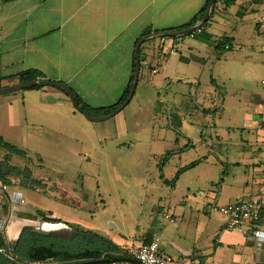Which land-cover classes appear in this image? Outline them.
<instances>
[{
	"label": "crops",
	"instance_id": "crops-1",
	"mask_svg": "<svg viewBox=\"0 0 264 264\" xmlns=\"http://www.w3.org/2000/svg\"><path fill=\"white\" fill-rule=\"evenodd\" d=\"M206 1L0 0V89L19 84L20 73L35 70L42 75L39 80L63 84L91 109L112 106L120 99L132 76L134 51L144 31H174L189 23ZM231 6L224 7L218 3L206 25L208 30L228 26L226 23L231 21L235 26L220 38L212 39L213 35H209L206 25H203L202 32L194 37L201 36L202 42L193 44L198 49V55L189 52L178 57L180 47L186 45L184 41L180 43L181 38L163 37L143 42L139 47L140 54L138 51V82L142 70L146 73L145 78L150 73L160 75L152 84L159 88L163 80L176 75L184 76L185 64L194 63L204 69L207 56L231 51L234 44H240L238 31L250 20L254 22L255 30H264V0H234ZM235 6L237 9L231 14L229 9L234 10ZM223 39L229 40L226 44L229 48L225 49V45L221 50H216L217 44ZM173 45L177 46V53L169 55ZM171 67L175 69L172 71ZM197 84L194 83L195 86ZM135 94L136 90L132 98ZM261 104L262 101L251 104L252 113L249 114L247 110L246 127L242 128L243 131H255L257 134L242 138L241 145L228 146L222 144L223 140L219 142L221 137L216 136V144L226 152L224 157L227 158L224 159L218 152L220 157L214 155L219 164L212 163L211 176L202 179L203 191L199 202L193 198L194 208L178 211L164 205L155 208V213L165 209L171 217L169 221L174 228L169 230V235L166 232L163 234L166 229H159L155 221L129 236L117 228L114 233L105 229L86 230L80 223L66 217L67 205L77 208L82 206L78 199L74 198L73 205L67 200L58 199L56 205L66 209V215H63L41 203L30 201L29 196L24 199L22 193L12 192L10 185L0 181V185L6 186L5 191L0 187V199L5 198V203L0 206L3 208L0 248L5 246L9 249L19 239L24 228H31L38 239L42 238L41 244L62 243L74 252L76 248L72 243V235L74 229H78L104 236L129 254L145 242L158 239L159 253L173 259L165 253V246L160 244L167 235L165 240L179 260H201L202 264H261V255L256 249L264 248V214L254 227L244 225L239 231H229L224 218L220 215L212 218L205 210L209 203L226 205L264 193V136L259 134L263 132L261 127L264 128V112H261L264 109ZM118 135L114 118L100 122L87 121L75 110L67 96L56 88L26 89L0 96V138L27 153L26 158L18 157V161L30 159L29 151L35 152L41 162L38 155L43 154L42 150L49 151L57 158L77 154L82 156L81 152L89 150L92 140L101 143ZM36 144H41V147H36ZM236 153L240 159H234ZM166 154L175 153L171 151ZM13 157L17 156L7 154V164L16 167L11 163ZM82 159L85 160V157ZM201 160L200 165L207 167L208 159ZM42 167L41 163L34 169ZM204 171L207 172V168ZM38 177L34 178L33 173L26 170L20 171L15 178H20L27 189L33 184L38 192L49 189L53 193L63 191L66 198L74 197L71 187L64 184L63 187L57 184L48 187L44 179ZM27 182H30L29 185ZM36 212H40V215ZM26 217L34 220L25 221ZM41 217L59 220L60 223L42 221ZM175 217L180 221L176 223ZM252 229L260 232L259 237L251 234ZM11 256V260L5 258L13 264H39L46 261L64 264L54 259L31 262ZM7 260L0 258V264H9Z\"/></svg>",
	"mask_w": 264,
	"mask_h": 264
},
{
	"label": "rangeland",
	"instance_id": "rangeland-1",
	"mask_svg": "<svg viewBox=\"0 0 264 264\" xmlns=\"http://www.w3.org/2000/svg\"><path fill=\"white\" fill-rule=\"evenodd\" d=\"M236 9L237 6L229 12L232 14ZM226 25L212 30H208L206 25V30L213 35L212 39L220 38L235 23L231 21ZM254 26L250 20L238 29L240 44H234L231 51L207 56L204 69L194 63L185 64L184 76L163 80L159 88L152 84L160 75L150 73L145 78L146 73L142 70L133 100L112 117L118 126L117 138L101 143L92 140L89 150L81 152L82 156L57 158L42 150L43 154L38 155L42 162L32 151L28 152L30 159L18 161V157L12 158L11 163L21 173L28 170L34 178L40 176L48 187L53 184L71 187L72 199L66 198L63 191H35L33 184L29 189L24 188L20 178L9 179L10 190L22 193L24 199L29 196L30 201L63 215H66V209L56 205L58 199L67 200L72 205L74 198L78 199L82 206L67 205L66 217L80 223L86 230L105 229L114 233L117 228L129 236L155 221L159 229H166L163 234L169 235V230L174 228L173 223L154 210L163 205L176 211L195 207L192 201L193 198L200 200L202 179L211 176L212 163L219 164L214 155L220 157L218 153H221L226 156V152L217 146L216 136L221 137L219 142L223 140L222 144L228 146L241 145L242 138L256 133L242 129L246 127L247 110L252 113L251 104L264 103V30H255ZM199 37L181 38L180 43L184 41L186 45L180 47L181 52L177 56L189 52L198 55L193 44L202 42ZM211 51H214V45ZM171 69L173 71L175 67ZM194 83L198 84L195 86ZM261 128L263 132L259 134L262 137L264 128ZM36 147H41V144H36ZM171 151L175 154H170L165 160V153ZM235 155L234 159H240L238 153ZM6 157L7 152L0 149V161ZM203 158L208 159L207 167L199 163L192 170L180 174L171 186L180 169ZM41 163L42 168L34 169ZM4 203L5 198H2L0 206ZM2 210L0 207V221ZM209 215L214 218L218 214L211 212ZM175 218L176 223L180 221ZM165 237L160 243L165 246V253L179 260Z\"/></svg>",
	"mask_w": 264,
	"mask_h": 264
},
{
	"label": "trees",
	"instance_id": "trees-1",
	"mask_svg": "<svg viewBox=\"0 0 264 264\" xmlns=\"http://www.w3.org/2000/svg\"><path fill=\"white\" fill-rule=\"evenodd\" d=\"M209 2L210 0H207L205 2L204 6L200 9V11L195 15V17L189 23L170 32H179L195 26L198 22H200L203 19L205 12L207 11ZM220 2H223L224 7H229L234 3V0H216L212 8V13L214 11L215 6ZM208 21L204 25H206ZM149 34H152V32L150 30H145L142 36L138 39V41L142 37L147 36ZM227 42H229V40L223 39L217 44L215 49L221 50L227 44ZM139 54H140V50H139ZM134 72H135V59L133 60L132 76L130 77L129 83L125 88L120 99L112 106L106 108L91 109L88 106H86L75 94H73L77 105L80 106L81 109L86 114H88L93 118H102L111 114L126 100L127 96L129 95L130 88L134 78ZM38 79H42V75L40 72H37L35 70H26L18 75L19 83L31 81V80H38ZM30 89L39 90L41 88L35 87ZM0 149L6 151L8 156L14 155L21 158L27 157L26 152L21 151L16 147L4 142L1 138H0ZM169 155L170 154H166L164 159L166 160ZM199 162L200 161L193 162L188 166L180 169L176 175V178L171 182V186H174V183L178 179L180 174L190 169H193L199 164ZM19 173H20L19 168L12 167L7 164V158H5L3 161H0V181L4 185H10L9 178L10 177L15 178L19 175ZM164 183L167 182L164 181ZM41 219L42 221L60 223L59 220H52L46 217H41ZM68 227L71 228L72 226L68 225ZM41 243H42V238L38 239L36 237V234L32 231L31 228H24L20 234L19 239L16 241L14 245L9 247V249L6 248L5 246L4 248H0V249H3L6 253H11L17 259L31 261V262L54 259V260L62 261L64 263H72L75 260H86L87 263H89V262H95L101 260H108V262H110L114 258L117 259L131 258L128 252L120 249L111 240L92 231H82V230L74 229L72 235V243L76 248V251L74 252L68 250L65 247V245H63L62 243L49 242L47 245H43ZM147 243H150V241H147L144 244ZM0 258L3 260H7L1 254H0ZM8 262L9 264H13V262L10 261ZM199 264H202L201 260L199 261Z\"/></svg>",
	"mask_w": 264,
	"mask_h": 264
},
{
	"label": "built area",
	"instance_id": "built-area-1",
	"mask_svg": "<svg viewBox=\"0 0 264 264\" xmlns=\"http://www.w3.org/2000/svg\"><path fill=\"white\" fill-rule=\"evenodd\" d=\"M223 5V2H220ZM201 28L197 29L193 33L189 34L190 38H194L196 35L200 34ZM228 45L225 49H228ZM177 53V46L173 45L169 51V55H175ZM264 84V82H263ZM264 109V103L262 104ZM264 124V115H263ZM1 190L5 191L6 186L0 185ZM207 213L215 212L226 220V229L229 231H239L244 225H249L254 227L261 219L264 214V193L259 194L250 199H241L233 203L226 205H218L214 203H209L205 206ZM160 214L164 216L166 220H171V217L166 213L165 209L160 210ZM251 234L254 237H259L260 232L257 230H251ZM158 239H154L150 243L142 244L137 249L130 252L131 259L136 260L140 264H199L197 260L194 261H183L174 260L159 253ZM0 254L11 260L12 256L6 253L3 249H0ZM39 264H57L52 261L40 262ZM64 264H94L93 262L87 263L86 260H77L72 263ZM105 264H130L119 261H110Z\"/></svg>",
	"mask_w": 264,
	"mask_h": 264
},
{
	"label": "water",
	"instance_id": "water-1",
	"mask_svg": "<svg viewBox=\"0 0 264 264\" xmlns=\"http://www.w3.org/2000/svg\"><path fill=\"white\" fill-rule=\"evenodd\" d=\"M216 0H210L209 4H208V8L207 11L205 12V15L202 19V21L197 24L196 26L189 28L187 30H182L179 32H159V33H152L149 34L147 36L142 37L136 45L135 51H134V59H135V72H134V78H133V82L130 88V92L129 95L127 96L126 100L111 114L102 117V118H93L91 116H89L88 114H86L80 106L77 105L73 93L71 92V90L64 86L63 84H60L58 82H50L47 80H31V81H26V82H22L19 83L17 85L14 86H8L5 88H1L0 89V96L3 95H8V94H12L21 90H26V89H30V88H35V87H40V88H44V87H52V88H56L59 89L60 91H62L67 98L69 99L70 103L72 104V106L75 108V110L77 112H79L80 114H82V116L89 122H100V121H105V120H109L112 117H114L116 114H118L119 112H121L131 101L134 92L136 90V86L138 83V79H139V71H140V63H139V58H138V51H139V47L140 45L145 42L148 41L150 39H154V38H163V37H169V38H182L185 36H188L189 34L193 33L194 31H196L197 29L202 28V26L207 22L210 13L212 11V8L214 6ZM1 201V199H0ZM15 214H18V212H15ZM37 215H40V212H36ZM26 220H34L31 218L26 217L24 219ZM256 252L259 253L261 255L262 260L260 261L261 264H264V248H259L257 247ZM111 261H119V262H124V263H130V264H140L139 262H137L136 260H133L131 258H124V259H117L114 258ZM94 264H105L108 263V260H101V261H95L93 262Z\"/></svg>",
	"mask_w": 264,
	"mask_h": 264
}]
</instances>
